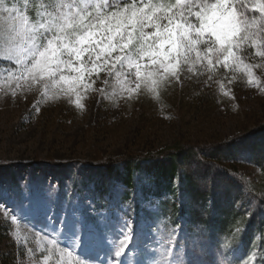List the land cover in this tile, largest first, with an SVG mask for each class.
<instances>
[{"label":"rangeland","instance_id":"1","mask_svg":"<svg viewBox=\"0 0 264 264\" xmlns=\"http://www.w3.org/2000/svg\"><path fill=\"white\" fill-rule=\"evenodd\" d=\"M34 1L29 0V12ZM17 2L23 9V0H8L9 4ZM2 52L0 48V57ZM11 61V68L0 65V264H100V260L120 264L122 259L125 264H173V248H164L159 241L139 246L138 255L125 254L133 238L142 236L134 234L137 218L128 205L137 206L141 228L157 235L144 214H154L160 202L147 193L154 190V176L148 171L152 164L143 161L136 170L130 203L122 197L125 188L119 172H124L123 164H115L111 174L100 164L180 146L215 147L264 125V71L259 69L255 85L248 83L243 72L220 70L212 80L208 74L184 73L156 93L142 89L131 97H102L90 91L79 108L75 96L52 101L36 89L21 91L16 86L17 65ZM97 87H101L99 81ZM193 160L212 164L204 155ZM178 164L183 172L185 165ZM229 166L256 188L258 198L243 190L240 201L246 215L255 216L256 207L264 208V176L240 156ZM133 168L138 167L134 164ZM178 182L174 188L179 202L190 211L191 200ZM217 199L211 208L215 207L216 217L226 207L224 198ZM195 203L203 211L201 201ZM62 217L76 224L80 235L86 224L92 236L87 258L79 253V240L62 242L63 228L57 223ZM125 222L132 236L116 257L124 240L121 231H129ZM53 239L57 241L54 251ZM45 255L50 257L46 262Z\"/></svg>","mask_w":264,"mask_h":264},{"label":"snow or ice","instance_id":"2","mask_svg":"<svg viewBox=\"0 0 264 264\" xmlns=\"http://www.w3.org/2000/svg\"><path fill=\"white\" fill-rule=\"evenodd\" d=\"M29 7V0L23 9L0 0V48L17 65L16 86L42 91L48 100L75 96L82 108L90 91L156 93L184 73L212 80L220 70L243 72L255 85V70L264 71V0H43L35 15ZM97 81L101 87L94 88ZM57 223L62 242L79 240L87 258L86 224L80 235L63 217ZM124 227L129 231H121L116 257L132 236L131 226ZM50 244L54 251L56 239Z\"/></svg>","mask_w":264,"mask_h":264},{"label":"trees","instance_id":"3","mask_svg":"<svg viewBox=\"0 0 264 264\" xmlns=\"http://www.w3.org/2000/svg\"><path fill=\"white\" fill-rule=\"evenodd\" d=\"M35 1L30 15H35L34 8L40 5L38 0ZM2 51L1 67L11 68L14 63L9 60L6 50ZM201 155L209 158L212 164L193 160ZM236 156L264 176V125L215 147L180 146L155 155L101 163L110 174L115 170V164H123L124 172L119 175L125 188L122 196L125 202L132 199L136 188L134 175L140 170V164L149 161L153 166L148 171L154 176V190L147 193L155 195L160 202L154 214L146 211L144 214L151 219L157 235L147 234L141 228L143 219L136 212L137 206L128 205L137 218L134 234L142 233V236L133 238L125 254L138 255L139 246L148 247L159 241L162 247L173 248V264H185L186 260L192 264H264V208L256 207L257 214L249 217L240 204L243 190L254 198H258V194L254 186H248L238 177L236 169L229 166ZM178 163L185 165L183 172ZM134 164L138 168H133ZM178 180L191 200L190 211L181 206L175 192L174 185ZM218 196L224 198L225 208L229 209L226 211L221 207V215L216 217L215 207L211 208L218 202ZM197 201H201L203 211L200 207L195 208ZM240 229L242 232L233 235ZM236 249L237 254L233 256Z\"/></svg>","mask_w":264,"mask_h":264}]
</instances>
